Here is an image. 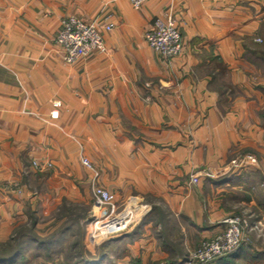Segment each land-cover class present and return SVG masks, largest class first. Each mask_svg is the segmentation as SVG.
Segmentation results:
<instances>
[{"label": "crops", "instance_id": "crops-1", "mask_svg": "<svg viewBox=\"0 0 264 264\" xmlns=\"http://www.w3.org/2000/svg\"><path fill=\"white\" fill-rule=\"evenodd\" d=\"M110 14L105 50L68 64L62 19ZM167 16L172 59L146 40ZM93 185L148 211L94 240ZM237 208L264 218V0H0V245L32 231L103 244L88 264H181ZM251 247L210 264L246 263Z\"/></svg>", "mask_w": 264, "mask_h": 264}, {"label": "built area", "instance_id": "built-area-1", "mask_svg": "<svg viewBox=\"0 0 264 264\" xmlns=\"http://www.w3.org/2000/svg\"><path fill=\"white\" fill-rule=\"evenodd\" d=\"M133 7H142L148 0H130ZM113 15H107L104 21L86 22L76 16H68L62 19L61 28L56 35V42L60 45L62 57L68 64L84 58L91 53L105 50L104 38L101 30H110L114 27ZM146 40L151 48L165 58L172 59L182 53V34L172 16L158 17L154 26L146 33ZM51 118L59 117V109L62 103L59 99L51 102ZM250 161L255 162V157L249 156ZM83 163L94 169L91 161L82 157ZM233 162L237 163L234 159ZM36 168H41L36 161ZM53 164L47 162L44 168ZM210 175L209 172H206ZM193 182L198 178L194 176ZM92 196L94 209L92 211V223L96 239L105 240L115 234H121L132 230L145 216L148 208L142 203H126L118 205L114 193L100 185H93ZM130 208L128 211L127 208ZM225 228L212 238L203 239L195 249L189 251L181 264H210L241 244L245 243V231L248 225L246 217L228 216L223 220ZM97 234V235H96Z\"/></svg>", "mask_w": 264, "mask_h": 264}, {"label": "rangeland", "instance_id": "rangeland-1", "mask_svg": "<svg viewBox=\"0 0 264 264\" xmlns=\"http://www.w3.org/2000/svg\"><path fill=\"white\" fill-rule=\"evenodd\" d=\"M40 167V169H44V164H40ZM129 209L128 207L127 210L130 211ZM228 216L246 217L248 225L245 231V246H252L251 251L264 252L263 216L255 209L250 208H245V210H240L239 208L234 209L226 217ZM91 226V230L88 227L87 230H90L88 232L94 237V240L101 241V238L96 239L94 236L95 230L93 223ZM27 232H21L22 235L18 236V240H15L12 244L0 246V264H87L88 256L95 258L103 251V244L98 248L92 242L82 244L79 236L58 238L56 242L59 241V244L58 242H54L55 244H53L51 242H44V237L36 238L35 232ZM116 235L119 234H115L114 236ZM84 240H88V237Z\"/></svg>", "mask_w": 264, "mask_h": 264}, {"label": "trees", "instance_id": "trees-1", "mask_svg": "<svg viewBox=\"0 0 264 264\" xmlns=\"http://www.w3.org/2000/svg\"><path fill=\"white\" fill-rule=\"evenodd\" d=\"M15 240H18L17 236L14 237V241ZM12 243H8V244H12ZM5 245H7V244H5ZM243 249H246V246L244 243L241 244L240 246H238L237 248H235L234 250H232L231 252H229L228 254H226L222 257H219L216 260L227 259L229 257L236 256ZM247 257H248V259H247ZM245 260H246V263H234L233 262L232 264H264V252L260 253L259 251H251V254H248L247 256H245Z\"/></svg>", "mask_w": 264, "mask_h": 264}]
</instances>
